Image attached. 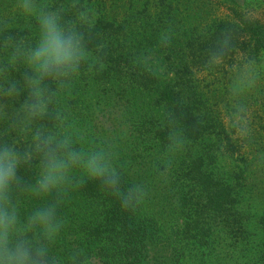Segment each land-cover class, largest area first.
<instances>
[{"label": "trees", "instance_id": "obj_1", "mask_svg": "<svg viewBox=\"0 0 264 264\" xmlns=\"http://www.w3.org/2000/svg\"><path fill=\"white\" fill-rule=\"evenodd\" d=\"M155 1L163 24L173 7L167 0ZM239 1L225 0L229 4ZM231 9L240 14L238 24L222 22L213 35H199L178 54L165 56L161 64L169 70L178 68L176 73L165 68L159 74L147 54H134L107 40L110 31L118 30L114 22L80 28L85 47H98L104 67L99 63L89 68L81 61L74 73L47 81L49 112L26 134L28 139L19 150L23 162L18 176L23 181L39 173L40 157L32 149V135L39 128L70 137L76 148L106 149L119 173L121 193L136 189L138 194L125 206L122 195L79 169L69 172L61 189L43 197L31 193L30 213L55 204L62 223L54 239L39 236L35 240L47 249L43 264H264V213H255L261 203L252 209L232 179H225L214 166L209 125L195 113L193 100L198 97L194 63L211 59L224 45L233 46L243 33L257 52L264 50V24ZM97 86L105 89L103 100L107 97L108 103H136L116 133L122 135L115 138L105 133V138L87 140L75 133L69 107L79 98L86 105L89 97L99 99L102 88ZM69 89L75 100L68 96ZM21 95L24 101L26 93ZM63 102L68 103L69 113L58 105ZM173 134L179 136V148L171 146ZM84 140L88 143L82 146ZM251 221L257 231L249 234Z\"/></svg>", "mask_w": 264, "mask_h": 264}, {"label": "rangeland", "instance_id": "obj_2", "mask_svg": "<svg viewBox=\"0 0 264 264\" xmlns=\"http://www.w3.org/2000/svg\"><path fill=\"white\" fill-rule=\"evenodd\" d=\"M19 3L20 0H0V144H13L18 150L27 141L26 134L31 133L33 127L23 128L16 119L24 96L20 94L10 98L5 94L8 83L19 82L26 71L22 65H11L9 55L15 45H31L38 39L36 19L22 15ZM36 3L59 13L62 24L78 32L84 25L93 27L101 21L114 22L118 30L110 31L107 40L134 54H147L150 66L159 74L166 68L161 64L165 56L178 54L188 41L199 35H213L222 22L236 21L238 24L240 14L231 8L264 24V0H241L230 4L225 0H167L173 10L170 9L171 13L163 24L158 19L160 5L155 0H36ZM226 32L224 29L223 34ZM81 40L88 53L87 58L82 60L84 65L87 62V66L93 68L100 63L104 67L98 47L88 50ZM252 44L243 33L237 36L233 46L224 45L214 55L219 56L218 60L214 61L213 56L203 59L204 62L194 63L192 76L198 97L193 100L195 113L209 125L210 143L214 144L212 149L216 157L214 166L225 179H232L238 191L248 198L252 209L256 207V202H260L255 213L263 214L264 73L244 93L234 94L229 88L235 67L249 61L260 62L264 57V50L257 52ZM166 69L170 73L178 70ZM80 83L81 79L72 89ZM97 88H102L99 99L89 97L86 99L89 104L86 105L83 102L85 99L79 98L69 107L77 127V137L99 140L105 138V133L113 138L122 135L116 133L121 122L128 120L125 114L134 109L136 103L124 100L108 103L107 97L103 100L105 89ZM72 89L68 90V96L75 100L76 97L70 95ZM62 95L61 91L59 100H62ZM67 104L58 105L64 108L62 110H68ZM53 135L57 136V133ZM82 143L84 146L88 141ZM33 178L20 181L11 193V200L18 205L22 217L30 213L28 206L32 193L30 187L35 182ZM251 222L247 227L249 234L257 231L255 223Z\"/></svg>", "mask_w": 264, "mask_h": 264}, {"label": "clouds", "instance_id": "obj_3", "mask_svg": "<svg viewBox=\"0 0 264 264\" xmlns=\"http://www.w3.org/2000/svg\"><path fill=\"white\" fill-rule=\"evenodd\" d=\"M19 8L22 15L36 19L38 39L31 45L13 47L9 63L22 65L26 71L22 82H9L4 91L10 98L26 93L16 119L23 128H32L49 112L51 97L47 81L74 73L88 53L79 32L64 26L59 13L38 5L36 0H20ZM218 59V55L213 57L214 61ZM261 73H264V57L260 62L249 61L235 67L230 91L234 94L248 91ZM171 146L180 147L178 134H173ZM32 149L41 161L39 173L30 187L34 196L43 197L61 189L74 169L101 181L112 193L122 195L125 206L132 204L138 194L136 189L121 193L119 173L102 147L76 148L70 137L36 128ZM27 158V155L23 157ZM22 162V154L15 145L0 144V264H43L47 249L39 246L36 238L43 236L52 240L62 228L55 204L36 207L22 217L18 205L12 202L11 193L20 183L18 173Z\"/></svg>", "mask_w": 264, "mask_h": 264}]
</instances>
